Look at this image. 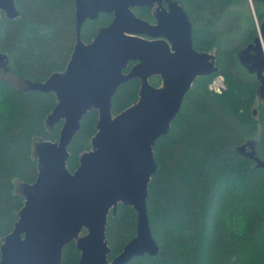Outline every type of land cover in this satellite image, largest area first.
<instances>
[{"label": "trees", "instance_id": "trees-1", "mask_svg": "<svg viewBox=\"0 0 264 264\" xmlns=\"http://www.w3.org/2000/svg\"><path fill=\"white\" fill-rule=\"evenodd\" d=\"M176 1L193 24L195 48L214 52L218 70L195 80L169 132L154 146L158 168L149 183L147 207L160 250L127 264H264V168L239 150L253 143L264 159V97L256 74L239 59L260 34L264 0ZM15 2L20 12L15 19L0 9V51L14 75L32 82L64 72L78 38L90 43L113 20V14L102 13L86 20L78 35L76 0ZM217 76L225 84L219 92L211 88ZM160 80L154 76L151 83L158 86ZM140 87L136 77L121 84L112 102L115 115L137 102ZM57 102L54 92L23 90L0 76V248L25 204L16 182L34 183L38 175L34 143L60 137L63 121L46 122ZM98 119V109L88 111L68 146L72 172L92 149ZM137 225L132 206L119 203L110 212V260L136 236ZM80 257L73 240L63 249L62 264H78Z\"/></svg>", "mask_w": 264, "mask_h": 264}, {"label": "water", "instance_id": "water-1", "mask_svg": "<svg viewBox=\"0 0 264 264\" xmlns=\"http://www.w3.org/2000/svg\"><path fill=\"white\" fill-rule=\"evenodd\" d=\"M163 1L76 0L78 35L88 19L111 13L113 20L101 26L90 43L78 38L64 72H55L43 82L29 81L23 89L54 92L58 102L46 122L53 126L63 121V125L58 140L39 138L34 143L38 175L34 183L21 182L25 204L3 240L0 264H62L63 249L73 240L81 251L78 264H127L137 256L158 255L160 246L147 207L149 183L158 168L154 146L169 132L195 80L218 70L214 52L195 48L193 24L184 7L166 0V8ZM156 2V24L133 11ZM0 9L10 19L20 15L15 0H0ZM239 59L256 74L259 95L264 97V21L260 34L239 52ZM131 61L135 65L125 72ZM7 63V54L0 51V68L4 64L9 70ZM153 75L162 76L161 86L150 82ZM135 77L141 79L137 102L115 115L116 91ZM92 109L99 110L92 149L81 155L72 172L67 166L68 146ZM239 150L257 168H264L253 143ZM119 203L136 209L137 233L110 260L108 216ZM83 229L87 232L79 236Z\"/></svg>", "mask_w": 264, "mask_h": 264}, {"label": "rangeland", "instance_id": "rangeland-1", "mask_svg": "<svg viewBox=\"0 0 264 264\" xmlns=\"http://www.w3.org/2000/svg\"><path fill=\"white\" fill-rule=\"evenodd\" d=\"M1 66H2V71H0L1 77L7 79L14 86L18 88L25 89L27 87L28 85L27 83L29 82L28 80L18 77L16 75H13L9 70L5 68L4 64H1ZM224 86H225L224 78L222 76H217L211 84V88L217 92L220 91ZM16 183H17V188L20 190L21 183L19 181H17ZM86 232L87 230L83 229L81 233L79 234V236L84 235Z\"/></svg>", "mask_w": 264, "mask_h": 264}, {"label": "flooded vegetation", "instance_id": "flooded-vegetation-1", "mask_svg": "<svg viewBox=\"0 0 264 264\" xmlns=\"http://www.w3.org/2000/svg\"><path fill=\"white\" fill-rule=\"evenodd\" d=\"M163 6L166 7V8H168L169 4H168V2L166 0L163 1ZM136 8H140L141 11L143 13L149 15V17L148 16L143 17L142 15L141 16L138 15L137 12H136V10H135ZM133 11L137 14V16H139V17H141L143 19L148 20L152 24H156L157 23V17H156V14L158 12V3L157 2L152 7H150V6H136V7L133 8ZM147 38L153 39V38H150V37H147ZM131 62H133V63L130 64L128 70H126V69L124 70L125 72H129V70L131 69V67L134 66L135 63H136V61H131ZM154 76H158L161 79L160 82H159V85H158V86H161L162 85V82H163V78H162L161 75H153V76H151L150 77V82H151V80H152V78Z\"/></svg>", "mask_w": 264, "mask_h": 264}, {"label": "built area", "instance_id": "built-area-1", "mask_svg": "<svg viewBox=\"0 0 264 264\" xmlns=\"http://www.w3.org/2000/svg\"><path fill=\"white\" fill-rule=\"evenodd\" d=\"M221 91V90H220ZM219 92V91H218Z\"/></svg>", "mask_w": 264, "mask_h": 264}]
</instances>
